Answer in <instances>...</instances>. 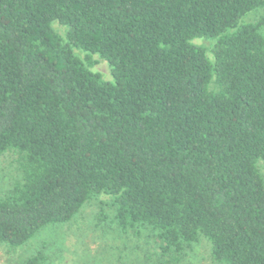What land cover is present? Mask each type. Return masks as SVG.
I'll use <instances>...</instances> for the list:
<instances>
[{"label": "trees", "instance_id": "16d2710c", "mask_svg": "<svg viewBox=\"0 0 264 264\" xmlns=\"http://www.w3.org/2000/svg\"><path fill=\"white\" fill-rule=\"evenodd\" d=\"M263 7L0 0V156L16 152L21 173L0 196V243L21 247L106 196L96 221L109 207L137 264H179L201 238L216 264H264V20L239 24Z\"/></svg>", "mask_w": 264, "mask_h": 264}, {"label": "rangeland", "instance_id": "374dc122", "mask_svg": "<svg viewBox=\"0 0 264 264\" xmlns=\"http://www.w3.org/2000/svg\"><path fill=\"white\" fill-rule=\"evenodd\" d=\"M259 19L264 20V7L246 14L239 24ZM52 29L65 39V27L54 22ZM262 32L264 34V25ZM193 43L207 50L213 41L196 39ZM73 52L92 72L99 74L102 80H111L110 68L104 60L77 49H73ZM207 55L210 57L208 52ZM18 160L19 156L14 151H7L0 156V196H5L20 181ZM258 169L264 178V161H258ZM103 201H108V197L100 196L87 203L72 220L39 231L21 247L13 249L0 243V264H25L29 259L38 257L37 252L41 249L43 260H35L31 264H137V252L119 239L114 240L109 225V207L102 212L105 219L102 218L99 224L96 221L100 214L99 204ZM147 247L150 249L151 246ZM119 256L122 260L118 261ZM182 259L179 264H216L210 258V245L203 238L184 253Z\"/></svg>", "mask_w": 264, "mask_h": 264}]
</instances>
